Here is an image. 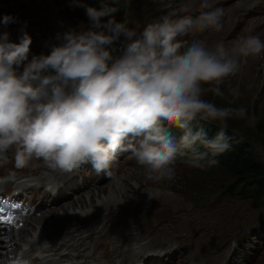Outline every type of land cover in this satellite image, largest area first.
<instances>
[{
	"label": "clouds",
	"instance_id": "clouds-1",
	"mask_svg": "<svg viewBox=\"0 0 264 264\" xmlns=\"http://www.w3.org/2000/svg\"><path fill=\"white\" fill-rule=\"evenodd\" d=\"M100 2L99 9L86 8V25L57 32L39 54L31 52L26 22L13 41L6 29L17 18L0 16V162L10 155L18 169L40 162L53 192L55 174L84 165L115 179L110 168L123 153L154 184L175 179L178 156L201 170L219 164L217 157L240 142L227 121L254 118L243 106H217L204 94L226 98L221 85L241 70L242 59L264 52V40L248 34L227 46L184 39L222 29L223 10L212 0H200L198 15L172 12L139 30L116 19L121 0ZM213 122L219 130L209 138L205 124Z\"/></svg>",
	"mask_w": 264,
	"mask_h": 264
},
{
	"label": "rangeland",
	"instance_id": "rangeland-1",
	"mask_svg": "<svg viewBox=\"0 0 264 264\" xmlns=\"http://www.w3.org/2000/svg\"><path fill=\"white\" fill-rule=\"evenodd\" d=\"M11 1L15 2L21 0H0V11L12 13V8L15 6H12V4H10ZM23 1L26 3V5H23L22 9H20V12L23 14V16H37L39 20L37 21V23L29 20H23L19 23H13L17 24L19 28H21V26L23 27L26 22V27L34 32L35 26L39 22L38 25L41 27H44L46 24H50L51 32H55L58 30L64 31L68 27H77L79 25L83 26V24L86 25L88 23V16L86 15L87 7L84 6V3L79 0ZM124 1L126 3L127 9H125L124 14H121L122 16L116 13V19L117 16H120L121 20L117 19L118 21H127L130 27H134L137 30L141 29L147 23L152 22L157 18L172 12H175L177 15L181 16L187 15L183 12V10L189 8L192 3H194V8H199L200 3V0H191L190 2H186L185 0ZM232 1L233 0H229L228 2ZM233 5L238 6V8H233L231 13L228 14V17L230 16L229 20L223 24L222 28L223 30L229 29L235 17L238 18L237 23L239 27L236 29L235 35L231 37L232 39L230 38L227 42L225 41L224 43L227 46H230L231 42L234 41L237 37L246 36L248 34L259 35L260 38L264 40V0H259L253 6L256 12L262 14H251L248 17L246 16V18L244 17L245 15H233L234 13H236V8L242 10L241 13L243 15L245 8L242 7L248 5V0H237ZM257 5L259 6L256 8ZM231 6V4L227 3V13L229 12ZM16 10L18 11V9ZM23 11L27 14L23 13ZM3 14L5 13L0 14V16H2ZM13 24H10V27L6 29L8 32L13 31V27H15ZM199 33L200 31H197L195 34L184 39H187L189 41L200 39ZM205 34L207 39L206 43L209 45L221 41L224 38L223 31H216L214 28L207 29ZM50 37L51 35L49 34V32L45 28H43L40 33V38L44 39V42H47ZM36 44L41 47L38 41L36 42ZM224 85L226 87V91L230 92L231 89L236 92L235 96L229 94L228 98H226L228 100L234 101L231 105L227 103V106H243L248 110V115L254 118L251 123L248 121L247 117L244 119L230 118L227 121V124L231 126L234 124V126L239 125L242 128V133L248 139L253 141V143H255L259 154L264 159V52L258 55L247 57L246 62L242 59L241 70L235 76L227 77ZM205 87L207 88L208 86L206 85ZM203 98L214 102L217 106H219V104L221 103V98L214 96L211 92H205ZM219 123L220 122H213L211 124L215 127H219ZM124 166H126V169L122 174H125L126 172L127 173L125 175H122L118 179L123 181L124 185L129 188L126 193L122 195L124 201L121 199L122 197H119L120 194L118 191H116L114 195H110V188L114 183L118 181L117 179L114 181H109L106 184H101V182L96 181H85V183L90 184V188L84 191L86 192V194H84L83 192L81 196H78L77 199H74L76 210H80L76 211V213L74 214L79 215L92 211V214H94L90 217L92 224L89 226L90 222L82 218L80 219L81 221L79 220L77 222L73 220L72 222H70L69 218L61 224L60 228H57L54 233L51 232V234L47 238H43L44 240L42 241L45 243L46 240H50L49 242L53 244L54 242L59 240L62 232H67L68 234L78 233L79 229H71L73 225L84 226V223H86L85 225L88 226L86 227L87 231H91L97 229L98 227H101L103 224L107 223V220L103 218L105 211L101 206L97 208L95 207L102 202H106L107 198H109V200L106 202L107 205L116 208L115 210H118L116 216H120L121 221H116L115 219L113 221H109L107 223V226L109 228L105 231L107 235H105L103 238L97 237V252L100 254L102 253L103 261L108 260L109 254L113 253L114 256H117L118 258H114L112 264H116L118 259H120V261H123L125 264H131L134 260L143 262L145 264V260L150 256V253H156L157 255H160L162 253L169 252L171 248H173V250H178L180 248V245L184 244L182 245V249L187 250L185 257L188 258V261H193L195 264H222L227 255L226 251L228 244L230 245L232 240L239 239L241 241V246L238 247L239 249L237 250V252L234 253L231 257L230 264H264V228L260 227L262 218L264 217V202L260 207H255L251 199H244L239 196H235L232 193H222L219 189H217V191H211L206 196H203L201 199H199L201 202L198 203V205L196 204L197 202L195 200L197 199L199 194H203L200 190V187L202 185L208 186V184L212 182L221 181L225 178H221V176H211L209 177L210 179L207 178L206 181H203L197 190L195 189L185 191V186H190L191 181H193V176L196 175V173L192 174L190 172L192 168L190 167L189 169L186 166L185 162L181 163L176 161L174 165L176 170V177L174 180L160 182L158 184L147 182L145 180L142 168H140V166L136 164L135 159L129 160ZM8 167L9 165L6 164L0 165V171H7ZM81 168L83 171H85V173L90 172L91 176L84 175V177L88 178V180H101V178L98 177V174L94 175L96 172H94L92 168L86 167L89 172L83 167ZM80 170L81 169H79V171ZM133 171L136 172L129 173ZM124 177L125 179H123ZM138 187H141L144 191L148 190L150 192H158L162 193V195H160L157 199H149L146 194V197H137L136 193ZM192 187H195V184L192 185ZM219 194L220 198H222L221 203L216 200ZM46 199L47 195L44 196V202ZM79 199L81 200V202ZM137 199L141 200L134 203V201ZM173 200H176L178 202L177 208L179 210H181L182 208H189L191 212L194 211V215H197L201 210L200 217L207 219L208 221H212V224L194 225L189 228L180 226V229L182 231L179 232L174 238H172L171 241L161 243L160 241L156 240L154 237L155 232L159 231V229L163 225H166L170 237L174 235L176 223L173 218H175L176 214L174 211H171ZM83 201L85 203V206H82ZM87 202H93V204H89ZM143 203L146 204L145 208L140 207V205ZM58 208L60 209V206H56L55 210H53L54 213H50L51 211L47 210L44 212V215L42 217H32L31 221L34 219L42 220V223L40 224H37L35 222L31 224L36 225V227H32L29 225L27 226V228H23L20 230L21 234H18L16 230H12L10 235H2L9 239H13L15 243L12 245L13 247H16L18 251L19 244L17 243H21L27 240L31 237L29 235H32V233L38 230L40 231V225H45L44 223H46L48 219L49 221H55L61 216H64L65 212H68L67 209L62 211ZM158 209L159 212H155ZM145 210H147V213L149 214V219H152L154 217V219L156 220V229L155 226L152 227L149 223H142L141 226L139 225L138 217L142 214V211ZM148 210L159 214L158 216H153ZM70 211L71 212L68 213L75 212L73 210ZM102 213L103 216L101 215ZM101 219L102 222L99 221ZM122 221H125L126 224L130 223L131 228L133 229V233H138L131 234L130 241H133V238H135V241L138 242L136 245L135 242L134 246H130L131 253L133 255L137 254L140 245L148 244V247L144 249L145 251H142L140 253V255H142V257H140L141 260L139 259V257H132L131 259L128 258L130 260L123 259V254L129 252H125L122 247H116L115 245L114 237L121 234L123 229ZM186 223H189V219L186 221ZM119 225L120 227L118 228ZM100 229L101 228H99L98 230ZM39 234L42 233L39 232ZM53 239H55L54 242ZM140 239H146L148 241L146 243H140ZM109 241H111L110 245ZM214 242H217L220 247L211 250L213 249ZM185 243H192V250L186 248ZM29 244L33 245V243L31 242ZM172 256L173 253L170 257ZM10 257L12 256L10 255ZM177 258H183V255H180ZM68 260L69 258L66 257L63 261ZM167 262L170 261L164 259V261H160L159 264H167Z\"/></svg>",
	"mask_w": 264,
	"mask_h": 264
},
{
	"label": "bare ground",
	"instance_id": "bare-ground-1",
	"mask_svg": "<svg viewBox=\"0 0 264 264\" xmlns=\"http://www.w3.org/2000/svg\"><path fill=\"white\" fill-rule=\"evenodd\" d=\"M228 1L229 0H226L224 2L228 3ZM258 6L259 5H257L256 8ZM254 11H255V8H254ZM19 13H20V15L23 16V14L21 12H19ZM23 13H25V12L23 11ZM25 14H27V13H25ZM46 25H50V24H46ZM44 43L46 44L47 42H44ZM33 163H34V167L35 168H39L40 166H42L40 164V162H38V161H33ZM80 169L81 170L79 172L82 173L83 170H82V168H80ZM135 172L136 171L129 172V173H135ZM125 174H121V176L122 175H125ZM55 175L63 176L64 179L68 177V175H61V174H55ZM123 179H125V177ZM18 185H19L20 188L21 187L22 188L27 187V184L24 183V182H19ZM88 188H90V184H87V183L83 182L82 184L78 185L77 187L71 188V190L72 191L73 190L74 191H80V190H82V192H84ZM128 189L129 188L126 185H124V182L123 181L118 180L116 183H114L111 186V188H110V195H114V193L116 191H118L119 194H120L119 197H122V195H124ZM48 194H52V193H50L48 191H44V196L45 195L48 196ZM62 196L63 197H66V196H69V194H68V192L67 193L66 192H63ZM136 196L137 197H139V196L146 197L145 191L141 187H138L137 188ZM119 197H116V198H119ZM71 199H72V197H71ZM121 199L123 200V197ZM108 200H109V198H107V201ZM74 201L75 200L73 199V200H68V201H65L64 203H61L60 204V209L62 211H64L65 209H67L68 212H71L70 210H73L75 212L69 213V214L72 215V216L77 215V214H74V213H76V211H80V210H76ZM80 202H81V200H80ZM106 202H102L101 204L98 205V206H101L103 208V210L105 211L104 216H103V213L101 214L103 216V218L107 220V223L109 221H113L114 219L116 221H121V217L120 216H116L117 213H118V210H115L116 208H114V207L108 206ZM87 203L93 204V202H87ZM49 204H50L49 203V200L46 199L45 202H44V198H43V205L45 206V208H44V210L42 212V215L40 217H42L44 215V212L47 211V210L51 211L50 213H52L53 210H55L56 206H50ZM82 206H85L84 201H83V205ZM177 206H178V202L176 200H173V204H172L171 211H174L175 214H176L175 218H173L174 221H175V223H176V226H175V229H174V235L172 237L169 236V231H168L166 225H163L159 229V231L155 232V236H154L155 239L158 240V241H160L161 243L162 242H169V241H171L172 238H174L179 232L182 231L180 229V226H182V227H188L189 228V227H192L194 225H210V224H212V221H208L207 219H204V218H201L200 217L201 210H200V212H198L197 215H194L195 214L194 211L191 212L189 208H182L181 210H179L177 208ZM148 211L153 216H158V214H159V213H155V212H159V209L156 210L155 212H153L151 210H148ZM197 211H199V210H197ZM68 212H65V213H68ZM172 216H173V214H172ZM33 217H35V216H33ZM31 219L32 218H30V220L28 222L29 224L30 223L32 224L33 222H35L37 224L42 223V220L41 219H34L32 221H31ZM80 219H81V217L75 216V217L70 218L69 221L72 222L73 220H75V221L78 222ZM102 219L99 220V221L102 222ZM188 219H189V223H186V221ZM107 223L104 224L103 227H101L100 230L97 229L96 231H93L92 233H90L89 235L84 236V237H75V236H73L70 239L65 240L64 237H61L63 234L62 235L60 234L61 236L59 238V241H60L59 242V245H52L50 247H43V252L44 253H47V254H45L43 256V259H45L48 264H62L64 257H68L72 261H77V264H112L113 259L114 258H118V257L117 256H114L113 253H110L108 260L103 261L102 253L100 254V253L97 252V245H96V242L98 241V238L97 237L103 238L105 235H107L105 233V231L108 230V228H109L107 226ZM85 224L86 223H84V226H82V227H84V228L87 227V225H85ZM97 224H98V222H97ZM122 224H123V229H122L121 234L118 235V236H116V237H114L116 247H122L125 252H129V253H124L123 254V259H128V258L131 259L132 257H139V259L141 260L140 257H142V255H140V253L142 251H145L144 249H146L148 247V244H144V245L143 244L142 245L139 244L140 245L139 246V249L137 248L139 251H137V254L136 255H133L131 253L130 245L127 242V240H130L131 239V234L133 233V229L131 228L130 223L129 224H126L125 221H122ZM40 226H41V229H42L43 226H45V225H40ZM68 228H70V227H68ZM12 230H16L18 232V234H21L20 229L12 228L10 230H7L6 225L3 224V223H0V264H5L8 261L12 260L13 257H10V255L11 254H14L15 255L17 253V248L16 247H13V245H12V244L15 243V241H13V239H9V238L4 237L2 235V234L10 235V233H11ZM58 233H60V232H58ZM78 233H79V231H78ZM136 234H138V233H136ZM42 237H43V234H39L38 239H35L33 237H30V238H28L27 240H25V241H23L21 243H17V244H19L18 245V249L21 250V248H20L21 246L25 245L26 243H30V242L33 243V245H37L42 240ZM54 240L55 239H53V242H54ZM110 243H111V241H109V245H110ZM137 243L138 242H136L135 245ZM243 245H244V243H243ZM63 251H65V252H63ZM133 251H135V250H133ZM56 255H58V258H55ZM17 256H19V254H17ZM130 259H128V260H130ZM153 260H155V259L148 257L145 260V264H154V263H152ZM202 260H204V259H202ZM189 262H190L189 264H195L193 261H189ZM116 264H125V263L123 261H120V259H118V261H117Z\"/></svg>",
	"mask_w": 264,
	"mask_h": 264
},
{
	"label": "trees",
	"instance_id": "trees-1",
	"mask_svg": "<svg viewBox=\"0 0 264 264\" xmlns=\"http://www.w3.org/2000/svg\"><path fill=\"white\" fill-rule=\"evenodd\" d=\"M221 88L225 92L226 98H228L230 92L226 91L224 84L221 85ZM226 98H221L219 106L228 105V99ZM234 125L228 124V134L232 135L235 130L239 133L236 139L240 142L234 141L229 151L217 157L219 164L203 170L191 167L190 172L192 174L196 173V175L193 176V181H191L193 184L190 183V186H185V191L197 190L202 182L211 176H221V178H225L221 184L223 192L252 198L255 200V204L258 205L264 197V159L259 154L255 143L242 133V128L239 125ZM211 130V137H213L219 127L212 125ZM230 180L235 181V183L230 182ZM194 184L195 187H192Z\"/></svg>",
	"mask_w": 264,
	"mask_h": 264
},
{
	"label": "water",
	"instance_id": "water-1",
	"mask_svg": "<svg viewBox=\"0 0 264 264\" xmlns=\"http://www.w3.org/2000/svg\"><path fill=\"white\" fill-rule=\"evenodd\" d=\"M124 9V3H122V5H121V10H123Z\"/></svg>",
	"mask_w": 264,
	"mask_h": 264
}]
</instances>
